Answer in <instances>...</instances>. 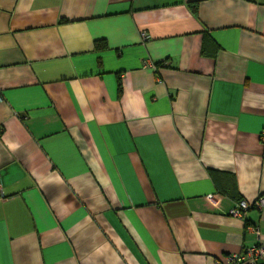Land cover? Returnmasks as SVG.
Listing matches in <instances>:
<instances>
[{
  "label": "crops",
  "instance_id": "0c3cea01",
  "mask_svg": "<svg viewBox=\"0 0 264 264\" xmlns=\"http://www.w3.org/2000/svg\"><path fill=\"white\" fill-rule=\"evenodd\" d=\"M0 96V264L264 245V0H0Z\"/></svg>",
  "mask_w": 264,
  "mask_h": 264
},
{
  "label": "built area",
  "instance_id": "2783aa9c",
  "mask_svg": "<svg viewBox=\"0 0 264 264\" xmlns=\"http://www.w3.org/2000/svg\"><path fill=\"white\" fill-rule=\"evenodd\" d=\"M141 36H142L143 42H148L150 40V36L145 32H143ZM144 67L153 68L154 70L157 69V66L155 64H151V62H147V61L144 62ZM1 101H2V98L0 96V102ZM216 197L217 196L215 195L208 196V200L210 202H213ZM3 198H4V194H3L1 184H0V199H3ZM252 208L263 210L264 209V196H261L252 204H249L245 200H241L235 205V207L231 211V215L238 217L242 220H246L247 213ZM247 231L249 233L254 234V236L256 237L258 241L261 240V231L258 228V226H248ZM263 260H264V245H262L259 242L256 245L245 248L240 253L229 254L225 256L223 259H219L217 261V264H261Z\"/></svg>",
  "mask_w": 264,
  "mask_h": 264
},
{
  "label": "trees",
  "instance_id": "16d2710c",
  "mask_svg": "<svg viewBox=\"0 0 264 264\" xmlns=\"http://www.w3.org/2000/svg\"><path fill=\"white\" fill-rule=\"evenodd\" d=\"M97 46H98L99 49H100V48H104V47H106V45H105L104 42H98V43H97Z\"/></svg>",
  "mask_w": 264,
  "mask_h": 264
}]
</instances>
